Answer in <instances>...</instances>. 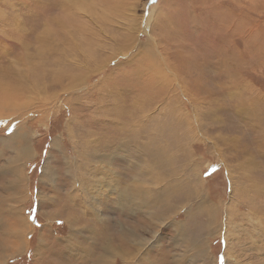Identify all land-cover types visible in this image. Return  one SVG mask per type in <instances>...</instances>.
<instances>
[{
  "label": "rangeland",
  "instance_id": "obj_1",
  "mask_svg": "<svg viewBox=\"0 0 264 264\" xmlns=\"http://www.w3.org/2000/svg\"><path fill=\"white\" fill-rule=\"evenodd\" d=\"M5 84L31 231L0 264H264V0H0Z\"/></svg>",
  "mask_w": 264,
  "mask_h": 264
},
{
  "label": "bare ground",
  "instance_id": "obj_2",
  "mask_svg": "<svg viewBox=\"0 0 264 264\" xmlns=\"http://www.w3.org/2000/svg\"><path fill=\"white\" fill-rule=\"evenodd\" d=\"M69 83H70V85L67 86V88L70 89L74 86V83H72V82H69ZM6 87H7V84L0 85V117L8 118L6 120V122L9 123L11 120H13L15 118H20L21 115L19 113L11 115L8 105L13 104L14 101H17L15 97H17L19 94L22 95L24 93H21V92H23L22 90H6L5 92H2L6 89ZM2 89H4V90H2ZM9 96L11 98L9 100H7L6 102L1 101L2 98H7ZM38 104H39V102H38ZM13 105L15 108H17L16 103H14ZM108 145H110V144H107L105 146H108ZM28 156H30L29 149L27 148V146L22 145L19 148V151L15 154L14 158L9 159L7 161L8 165L6 164L7 165L6 171L9 174V176H8L9 179L2 180V182L0 181V187H2V189H0V225L5 224L4 226H1L0 229L2 231L6 230L4 233H0V248L6 250L8 252L12 251L11 252L12 254L18 253L21 251V248L24 245V236L27 232L31 231V227H30L28 221L26 220V218H24L22 216L21 210L19 208H16L15 205H13L17 201L21 202L23 200L24 174H23V168H22L21 160L24 159V157H28ZM108 158H109V155H108ZM88 190L91 194L89 192H87L85 201H83V202L78 201L80 205L77 203H74V206H72L68 210H66V211L62 210L63 211L62 215H65L69 211H72L71 213L75 217L78 218V216H80L82 218V220L83 219H90V221H91V219H93L91 217L92 213H94L93 217L97 221V218H98L97 211H98V204H99L100 196H97L95 198L96 205H93V200L90 198V196H93L92 194L95 192V188L92 187V188H89ZM5 192H7V194H5ZM199 193L200 192H198L196 190H193L192 192L189 193L185 189L184 192H182L183 195L180 194L181 196L176 197V199H177V201H180V202H186L187 200L191 199L192 196L196 195V197H199ZM72 198H73V200L75 199L74 197H68V198L62 199L61 202L67 204V203H69V199H70V201H72ZM7 199H9V201ZM158 200L153 202L154 205L157 207V210L155 209L154 212L159 211L160 214L158 213L159 214L158 215L157 213H154L155 214L154 216H155V218L158 217L159 220H163V218H161V217H164L163 216L164 214L166 216V212L170 206L168 205L167 200L163 201V199H162L161 202H159ZM164 200H165V198H164ZM106 204H107V201L105 200V205ZM143 205H145V203H143ZM76 212H78V216H77ZM80 212H81V215H80ZM202 212L203 213H199V214L200 215L204 214V216H207L206 218H207L208 224H206L205 231H208L210 229V227L208 225H213V224L217 223V220H215V218L212 216V214L209 211L202 210ZM5 214H9L11 217V220H13V221L6 219V221L3 223V221H2L3 217L2 216ZM214 215H215V213H214ZM175 217L177 218L178 214H176ZM197 219H199V217H197ZM189 220H190V218H187L186 220H181L182 223L173 222V221H170L169 223L172 222V224L175 226V229L179 232L183 229L185 222H187ZM93 222H95V221H93ZM71 223L77 224L76 218H74L71 221ZM260 225H261V222H260ZM229 226L231 228V225H229ZM199 227L201 230V233L198 234L199 238L196 236V238L194 240H192V242H191V246L196 250L197 253H198V251L199 252L201 251L199 243L201 241V238H200L201 234H203V231H204V230H202L200 224H199ZM15 242H16V245L14 246ZM68 242H69V240H68ZM40 244H42V243L39 242L38 247L40 246ZM42 245L45 247V244H42ZM101 249L103 250V253H104V251L105 252L110 251L109 245H106L105 247H103L101 245ZM201 253H203V251ZM105 260H103V257H101L100 264H108Z\"/></svg>",
  "mask_w": 264,
  "mask_h": 264
}]
</instances>
